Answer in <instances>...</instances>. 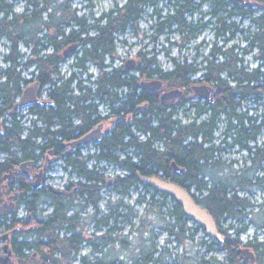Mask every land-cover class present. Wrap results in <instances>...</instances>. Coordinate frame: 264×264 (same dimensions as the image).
<instances>
[{
	"label": "trees",
	"instance_id": "obj_1",
	"mask_svg": "<svg viewBox=\"0 0 264 264\" xmlns=\"http://www.w3.org/2000/svg\"><path fill=\"white\" fill-rule=\"evenodd\" d=\"M69 1L25 0L24 9L17 12L13 10L12 3L0 0V41L4 39L9 43L8 51L2 54L0 52V118H3L0 153L4 154L0 159V177L15 168L21 160L36 158L35 150L40 146L37 138L39 134L51 138V125L55 114L61 118L63 129L70 128L71 122H67L70 113L89 108L90 114H93L99 102L106 104L108 99L112 102L115 100L118 95V91H114L115 87L121 88L122 111H131L137 101L138 109H133L137 117L129 123L123 122L96 144V152L88 154V157L97 159L93 165L87 162L88 157L80 159L79 152L77 156L69 155V164L78 171L79 179L67 182L65 190L57 191L52 186L37 190L22 182L25 191L19 204L24 203L28 211L25 216H17L16 211H11L12 215L8 217L9 212L6 213L0 220V226L16 231L11 239L14 258L18 261H15V264H72L74 259H79L80 264H125L128 258L133 259L131 264H166L162 257L156 254V247L136 253L135 243L130 241L127 235H122V241L115 245L113 243L103 255L94 253L99 251V244L91 240L88 242L93 248L91 253L71 255L72 250L76 252L83 246L85 238L82 231H86L87 224L77 213L68 215L67 210L71 205L76 207L74 202L79 198L84 204L98 208L101 190L107 186L121 197L129 194L132 188H140L141 191L145 190L150 203L157 204L158 209L163 206L168 208L171 221L163 227L178 242L185 243L186 238L193 234L192 232L187 235L188 230L196 231L201 225L192 221L172 195L150 184H144L137 177V172L152 175L169 170L171 161L175 160L184 171L168 177L170 180L185 186L193 194L198 191V199L193 197L205 206L216 220L240 218L239 211L246 205L245 199L229 192L227 178L217 181L208 175L207 170L214 164H222L221 159L215 160L214 152H218L229 142L243 144L249 127L253 137L255 122L251 121L252 116L247 115L241 107L248 104L249 109L253 108L252 96L255 94L258 99L264 93V21L260 25L263 31H257L252 36V43L258 41L262 60L252 69L238 64L236 55L231 51V59L218 64L209 61L206 65L198 66V62L188 61L186 58H174L173 66L163 70L157 62V53L153 50L140 51L143 64L130 69L123 65H113L117 57L116 39L119 35L113 34L109 28L125 27L128 23L137 26L139 19L146 12V7H151L150 17L153 20L150 21L151 25L155 26L156 33H177L181 44H185L198 34V21L188 19L189 14L198 12V3L192 0H126L122 6L115 5L107 16L100 15L93 23L87 25L84 17H79L76 10L69 8ZM160 2H165L167 11H163L162 7L158 8ZM104 17L106 20H103ZM67 26L74 29L66 32ZM91 27L97 28V31L81 33ZM53 28L59 30L52 31ZM75 28H81L82 31H75ZM74 42L79 44L73 52L74 66L77 69L68 77L62 75L64 78L57 85L56 75H60L59 67L64 60L58 56V52ZM20 44L28 49L21 52ZM150 52L152 55L147 56ZM89 63H94L100 70L94 79L88 77L93 83L92 86L82 84L83 80L76 75L78 70L79 73L86 72ZM27 69L31 70L35 80H39L43 87L47 86L48 96L52 102L54 99L55 103L41 107L38 104L32 105L27 108V113L21 114L20 109L14 108V104L23 89L32 82V79L24 76ZM223 70L232 76L231 81L219 76ZM197 73H203L209 83H216L217 80L219 96L216 105L206 107L198 102V97L190 96L192 86L198 84V78L193 77ZM154 77L162 79L166 89L182 88L184 94L177 99L164 100L160 98L159 92L141 86L143 79ZM86 97H91L87 108L82 104ZM95 98L97 102L94 101ZM145 103L147 108L143 110L141 107ZM107 105L110 107L108 102ZM191 108L194 109L191 120L183 122L177 115L178 111L187 113ZM202 111H209L210 114L206 120L198 123V113ZM38 113L46 125L38 128L37 119L31 118L30 121L34 124L24 135L22 118L28 117L27 114ZM27 117L25 119H28ZM257 121V129L264 128V110L257 116ZM221 122L225 125L224 136L221 138L223 144L214 145L215 131L221 127ZM139 133L145 137H139ZM157 140L162 141L161 145L157 144ZM117 149L122 151L124 156L115 153ZM261 154L264 156V148L261 149ZM109 164L124 172L114 177L106 176L99 168ZM41 197L49 200L48 205L52 206L46 216L42 215ZM145 199L144 196L137 200L144 202ZM81 221L84 226L79 230L77 226ZM63 227L67 230L65 235L61 236L57 231ZM69 231L72 232L71 235H67ZM226 239L228 256H223L217 264H235L239 260L236 254L240 253L235 247L240 240L229 238V233H226ZM117 245L122 246L123 250L131 245L134 254L126 258L125 251L119 253L115 249ZM165 249L169 250L166 247ZM229 256L231 258L227 261L226 257ZM0 264H12L4 258L1 246Z\"/></svg>",
	"mask_w": 264,
	"mask_h": 264
},
{
	"label": "flooded vegetation",
	"instance_id": "obj_2",
	"mask_svg": "<svg viewBox=\"0 0 264 264\" xmlns=\"http://www.w3.org/2000/svg\"><path fill=\"white\" fill-rule=\"evenodd\" d=\"M192 1L198 3V12H199L198 36H200L201 39L198 40V58L200 57L198 59V66L206 65L209 63V61H214L216 64H218L220 62L226 61L227 59H231L230 56L231 51H233V53L236 55L238 64L242 66L248 67L249 62L246 59L245 54H249V53L251 54V52H253L257 64L262 62V60L260 59V53H259L260 47L258 46V41L252 43L251 40L255 32L263 31V29L262 30L260 29V25L264 21V0H192ZM124 3L116 4V5L122 6L124 5ZM109 11H104L100 15L102 16L103 14H105V16H107L106 14ZM236 16H239L243 19H249L255 28L253 30L252 29L247 30L244 29V27H239L235 21ZM103 20H106V17H104ZM250 27L251 26H249L248 28ZM73 29L68 28L65 29V31L70 32ZM57 30L59 29L57 28L52 29V31H57ZM109 30L116 36L118 35L120 36L121 34H127L130 32L135 33L137 31V26L134 23L131 24L128 23L125 27L109 28ZM75 31L81 32L82 30L81 28H75ZM86 31L96 32L97 28L91 27L88 28L87 30H84V32L81 33H85ZM235 39L236 41H234ZM228 43H231L229 47H227ZM67 46L59 50L58 56H60V54L64 51V49ZM207 48H209V54H204L203 51ZM73 52H75V49L68 55H64L63 57L60 58L64 59L63 60L64 62L69 56H74ZM116 56H118L117 53ZM174 58L175 57L172 58V61ZM129 59L135 60L136 65H138L140 61L138 54L137 55L131 54L123 58L122 61L124 62L123 65L124 67L126 66L127 60ZM61 65L59 67L61 73L60 75H56L57 85L64 78L62 77L64 73L61 71ZM219 76H221L223 79H227V81H231L232 79L231 78L232 76H230L226 70L221 71ZM262 83H264V81H262ZM202 84L212 85L214 87V92L212 93L211 99L198 96V102H200L201 105H204L206 107L212 104L216 105L219 96V87L217 85V80L216 83L214 81H211L209 83V80H207L204 74L199 73L198 85H202ZM42 90H43V86L42 88H40L39 92L41 93ZM120 90H121L120 87H115L114 91H118V95L116 96L115 100L113 102L111 101V99L107 100V102L110 105L108 112L100 111L99 107L97 106L95 112H93V114H90L87 105H89L91 97H86L85 98L86 100L84 99L85 101L82 102V104H84V106L87 109L84 111H79V110L77 112L74 111L70 113V116L67 117V122L69 121L71 122L69 126L70 128L63 129L61 118L56 114L54 115L55 117L53 118L51 125V129L53 130L51 138L44 137L41 134H39L37 138L40 146L37 147L35 150L36 158L21 160L16 165L15 168L7 171L6 173L10 171H14V176L11 182L9 181L10 180L9 177L5 176L6 173L1 175L0 188L2 191V195L0 196V205L4 203L6 204L12 203V207L5 209V211L0 216V220L3 219L4 218L3 216L8 212H9L8 217L12 215L11 211L19 212L20 211L19 209L21 207L25 209V214L17 215V216L26 215V212L28 211L27 206L24 203L19 204L20 198L23 196L22 194L25 191L22 188V182H26L30 184V186L32 187V181L36 178L37 173L42 171L41 185L38 188L32 187L33 189L41 190L44 187L51 186L48 183V180L52 176L53 178L57 179L58 182L64 179L65 178L64 174L66 173L65 172L66 170L69 171L67 175L74 173L77 175L78 171L74 170L72 164L71 165L69 164L70 154L73 156L74 155L77 156V153L79 152V154L81 155L80 159L87 158L88 154H84V149H88L91 145L95 147L99 141L105 139V137L108 134H110L112 131L117 129L120 126V124H122L123 122L129 123L133 121L134 117H137L136 112L133 111V109L134 110L138 109L137 101H135L136 105L134 108H132L131 111L124 112L121 110L122 98H120L121 96ZM201 90L202 89H200V91ZM159 95L161 98V92H159ZM252 97H253L252 99L254 100L253 101L254 104H253V108L249 110H252L254 112L252 113L249 112V110H247L246 113L247 115L252 116L251 121L255 122L253 137L250 134L252 131L249 127L246 133L247 138L243 141V144L239 142H229L225 147H222L221 149L222 151L228 150L229 153L232 152L235 155L234 157L229 158L231 162L230 167L224 168L222 171L219 172V175L211 176L214 177L217 181L219 179L221 180L223 178H227V182L229 183L228 185L229 192L231 194L236 193L242 196L245 199L246 205L244 206V208H241V210L239 211L240 218L237 219L236 224L231 222L225 225V222L230 218L228 219L220 218L216 220V218L213 216L219 232L224 234L223 240H218L217 238L214 237L208 238L207 236H205L204 228L201 227L200 229H198V231H203V235L199 237V247L201 250L199 252L200 257L198 264H217L218 260H220V258L218 257L219 254H223V256H228L229 247L226 246V240H227L226 233H229V238L240 240V243L235 247V249L240 253V254H236L239 260H237L235 264H250V258H246L244 256V254L241 251V247H248L255 253V260L253 264H264V218L261 219L262 220L261 222H257L254 219L255 210H264V200L261 201V198L264 196V156L261 154V149L264 148V128L257 129V124L259 123V121H257V116L261 114V109L258 110L256 108L257 104L259 106L262 105V97L260 96L257 99L255 94ZM54 103L55 101L53 99L52 104ZM38 105L40 107L43 106L40 104ZM146 108H147V104L141 107V109L143 110ZM209 111H202L198 113V123L201 122L202 120H206L209 117L210 114ZM39 114L40 113L36 114L37 122H38V123L36 122L37 123L36 125L38 126V128H43L46 125V122ZM97 128H99V131L97 133H100L99 140L97 141L89 140L84 143H80L76 146H72V142L80 140L89 132L96 130ZM25 130L28 129L25 128ZM0 131L1 132L3 131V118H0ZM25 134H27V132L24 133V135ZM212 142L213 141H211V143ZM161 143H162L161 140H157V144L161 145ZM115 153L122 154L123 152L117 149L115 150ZM214 153H215L214 158L216 161L218 159H222L219 157V155L216 152ZM241 154H242L241 156L242 159L238 157V155L240 156ZM122 155L124 156V154ZM91 158L88 157L87 162ZM28 161H33V163L26 164L25 167L28 168V172H26L21 167V164ZM241 161H243L244 164L240 169L236 170L235 168L232 167L233 164H236ZM211 168L217 169L219 168V166L218 164H214ZM53 170H55L54 171L55 173H51ZM182 172L173 171L170 168L169 170L159 171L157 172V174L162 176L163 178L169 179L168 177H173L172 175L179 174ZM54 189H56L57 191L59 190L63 191L65 190V184L60 186V184L58 183L57 187ZM191 194L196 199H198V191L195 192L194 194L193 193ZM42 198L43 197H41V199ZM48 201L49 200H47L46 198H43L42 201L40 202V207L42 208L43 216H46L50 211L46 209V207L47 208L49 207L47 203ZM76 210H79L78 206L75 207V205H71L67 210V214L73 215L75 214ZM93 210L95 213L93 215V220H92L93 221L92 233H90L88 237L87 232L82 231L83 237L85 238L82 244H87L90 240L93 243H98L99 246L97 248L99 249V251H95L94 253L103 255L109 250V248L113 245V243L115 245L116 243H119V241L121 242L123 239V236L118 233L122 231L123 227L120 225L119 218H116V216L119 217L122 216L123 214H121L118 208H111L109 209V213H105L103 215H101L100 209L94 207ZM123 216H126L128 219L129 218L128 212L125 213ZM242 216L245 217L248 216L249 220L242 218ZM238 223H240V225H238ZM83 226L84 223L81 221V224L77 226V229L81 230ZM250 226H254V229L258 231H253V233L248 237V239L242 240L241 234L243 233L247 234V231L249 230ZM2 228L3 231L0 234V246L3 249V245L6 242H9V247L11 248L12 235L16 233V231L14 229L11 230L5 229L4 226H2ZM85 228L87 229L86 226ZM235 228L236 231L231 233L230 230H235ZM66 230L67 229L63 227L60 231L58 229L57 232L61 236H64ZM135 232L136 230L132 229V233ZM258 232H261L263 234L261 239H259L258 237L259 236ZM5 233H8L7 238H1V236ZM71 234H72L71 231L67 233V235H71ZM115 249L119 251V253H123L125 251L126 258L134 254L131 245L129 247H126L125 250H123V247L119 245H117ZM81 251H82V247L76 252L72 250L71 255L76 254L77 256H80ZM91 251H93V248ZM4 252L5 251L3 249V256L6 259ZM89 253H82V254L84 255ZM11 254L14 255L13 250ZM59 254L61 255V251L59 252ZM156 254H159V252H157ZM9 258L10 257L7 258V261L10 260ZM230 258L231 256L226 257V260L229 261Z\"/></svg>",
	"mask_w": 264,
	"mask_h": 264
},
{
	"label": "rangeland",
	"instance_id": "obj_3",
	"mask_svg": "<svg viewBox=\"0 0 264 264\" xmlns=\"http://www.w3.org/2000/svg\"><path fill=\"white\" fill-rule=\"evenodd\" d=\"M8 2L13 4V10L20 12L25 7V0H7ZM125 0H70L69 8L71 10H76V14L79 17H84L86 19V24H90L94 22V19L98 17L102 12L109 11L112 9L116 4H123ZM162 7L163 11H167L168 8L165 5V2H160L158 8L160 9ZM152 8L146 7V12L143 14L142 18L139 19L137 24V31L135 33H127V34H121L118 36V39L116 40V47H117V58L114 61V66L118 65H124V62L122 61L124 57L129 56L131 54L133 55H139V63L143 64L142 56L140 55V51L142 52H148L151 50H155L157 53V62L160 65V67L163 70H168L173 66L172 58L175 57L179 60L187 59L188 61H196L198 62V40L201 39L200 36H197L189 40L185 44H181L180 36L179 34L175 33H165V34H157L155 30V26L151 25V19L150 12ZM198 15L199 12H194L193 15H188V19H192L195 21H198ZM236 24L239 27H244V29L250 30L254 29L255 27L252 25L251 21L249 19H243L239 16L235 17ZM72 27H76L74 24H71ZM251 26L250 28H248ZM33 27V26H32ZM71 28L70 26H67L66 29ZM236 41V39L234 40ZM233 41V42H234ZM179 43V44H178ZM232 43V42H231ZM231 43H228L227 47L231 45ZM128 44V47H127ZM8 45L9 43L1 39L0 41V52L1 54L3 52L8 51ZM79 45V44H78ZM210 46V45H209ZM208 46V47H209ZM210 48V47H209ZM209 48L205 49L203 51L204 54H209ZM20 51H25L28 48L25 47L23 44H20ZM152 52L148 53L147 56L152 55ZM246 59L249 62L248 67L250 69L254 68L257 65V61L254 58L253 52L251 54H245ZM3 65H5L3 62H1ZM74 63L75 58L74 56H69L61 65V71L68 77L74 72ZM137 65V66H138ZM99 68L94 63H89V69L86 72L79 73L76 72V75L81 78L82 84L92 86L93 83L88 80L94 79L98 73ZM133 72H135L133 70ZM91 74V75H90ZM199 73L195 74L193 77L198 78ZM24 76L28 79H32V82L28 83H34L35 77L34 74L31 73V70L27 69L24 71ZM89 77V78H88ZM193 90L189 93L190 96L192 95ZM41 96L44 98H49L48 96V89L43 87V90L41 92ZM193 96V95H192ZM94 101H98L97 98L94 99ZM254 103L252 102V105ZM100 111L105 112L108 111L104 108L102 102H99L98 105ZM255 107V106H254ZM261 107V108H260ZM243 111L249 110L248 104L241 107ZM256 108L258 110L261 109V111L264 110V93H262V105L259 106L256 105ZM193 110H189L187 113L180 110L178 111V117L181 118L183 122H189L193 116ZM249 112H254L252 110H249ZM20 113H27V108L20 109ZM28 118L30 119L31 115L27 114ZM27 117V116H26ZM26 117L22 118L23 125H32V121H29V119H25ZM223 117V116H221ZM220 128H218L215 131V139H214V145L223 144L221 141V138L224 136L223 130L225 128V125L223 122L220 123ZM27 130H24V133H26ZM139 137L144 138L145 135L142 133L138 134ZM229 141H232L229 139ZM94 146H90L88 149H84V154H87L89 152H93ZM220 158H222V164L217 169L209 168L207 170L208 175L210 176H216L219 175V172L222 171L224 168L230 167V159L234 157V153H229V151H221L219 150L216 152ZM242 154L238 157L242 159ZM4 157L3 153H0V159ZM90 159L88 163L91 165L94 160ZM244 162H238L236 164H233V168L240 169L243 166ZM93 165V164H92ZM100 171H103L104 174L108 177H114L115 175L119 173H123L124 170L117 168L111 164L100 167ZM55 170H53L51 173H55ZM66 173L65 178L62 179L60 182H58L57 179L53 178V176L48 180V183L56 188L57 184L59 183L60 186L63 184H66L69 181H77L78 176L74 174L67 175L69 173L68 170L65 171ZM53 175V174H52ZM55 177V176H54ZM101 198L98 203V209L101 211V215L105 213H109V209L117 207L121 214H125L128 212L129 218L127 219L126 216H119L120 225L123 227L121 232H118L121 235H127L128 239L135 243L134 245V251L136 253H140L142 251H148L152 249L153 247H156L157 252H159V255L162 257V259L166 262V264H198V256L200 252L199 247V237L203 235V231H193V229H189L187 232V235L193 232L192 236L186 238V242H178L173 236L169 235L167 230L164 229V225L168 224L169 221H171L169 215H168V208L166 206H163V208L158 209L157 204L150 203L151 200L149 199V195L145 192V190H140L136 188H132V190L129 192V194L121 197L116 191L111 190L110 186H107L106 188H103L101 190ZM146 197L144 202H138L139 197ZM264 200V196L261 198V201ZM48 203V202H47ZM77 204L79 210H76L75 213H78V215L82 218L83 222L85 221L87 224V236L92 233L93 229V215H94V206L93 205H86L84 204V201L82 199H78L74 202ZM44 205V204H43ZM48 210H51V206L47 208ZM20 211L17 212V215H24L25 209L21 207L19 209ZM261 211V212H260ZM155 217V218H154ZM242 218H245L246 220H249L248 216H242ZM264 218V210H255L254 211V219L257 222H261ZM155 219V220H154ZM124 221V222H122ZM237 223V219L230 218L225 222V225L229 223ZM192 225V222L189 223ZM131 225V226H130ZM240 225V223H238ZM237 228V225H236ZM235 230H230V232H234ZM132 229L136 230V233H132ZM253 231H258L254 229V226H250L249 230L247 231V234H241L242 240L248 239V237L253 233ZM63 232V231H62ZM258 237L261 239L262 233L258 232ZM89 237V236H88ZM141 243V244H140ZM138 244V245H137ZM155 244V245H154ZM168 248L169 250L165 249ZM92 250V246L87 243L83 244L82 253H89ZM5 254V252H4ZM100 255V254H98ZM9 262L12 264H15L18 262L16 258H14V255H9ZM113 257V256H112ZM220 259L223 257V254H219L218 256ZM133 259H126L125 264H131ZM16 261V262H15ZM176 261V262H175ZM72 264H80L79 259H74Z\"/></svg>",
	"mask_w": 264,
	"mask_h": 264
},
{
	"label": "water",
	"instance_id": "obj_4",
	"mask_svg": "<svg viewBox=\"0 0 264 264\" xmlns=\"http://www.w3.org/2000/svg\"><path fill=\"white\" fill-rule=\"evenodd\" d=\"M77 46H78L77 42L70 44L68 47L64 49L63 53H61L60 56L68 55L71 51L76 49ZM135 65H136L135 60L129 59L126 62V68L134 67ZM140 84L142 87L150 91L162 90L161 98L166 99V100L180 97L184 93V90L182 88H171V89L164 90L163 89L164 82L160 78L143 79ZM41 85H42L41 82L39 80H36L35 83L29 84L28 86H26L23 89L20 97L14 104V108L18 109L21 107H26V106L34 105V104L46 105V104L51 103V101L42 100L39 97L38 93H39V88L41 87ZM192 88L194 89L195 96H202L208 99L212 98V93L214 92V87L212 85L194 84ZM200 89L202 90L200 91ZM145 105L146 104H144L143 106ZM98 131H99V128L89 132L87 135H85L80 140L72 142V146H76L80 143H84L89 140H98L100 138V133H97ZM32 163L33 161L24 162L21 164V167L23 168L24 171L28 172V168L25 166L26 164H32ZM170 168L173 171H178V172H182L184 169L175 160L171 161ZM5 176L9 177L10 179L9 181L11 182L14 176V171H10L6 173ZM137 177L144 184H150L154 188H157L161 191H166L170 195H172L181 204L184 211L195 222H197L199 225H201L204 228L207 235L217 238L218 240L224 239V234L219 232L216 226V222L212 214L210 213V211L206 207L199 204L185 186L175 181L163 178L162 176L157 175V174L143 175L140 172H137ZM41 179H42V171L37 173L36 178L32 181V187L38 188L41 185ZM11 207H12V203L11 204L4 203L0 205V216L5 211V209L11 208ZM7 236H8V233H5L1 236V238H7ZM3 249L5 251V257L7 261V258L12 253V249L9 247V242H6L3 245ZM241 251L246 258H250V264H253L255 260V253L248 247H241Z\"/></svg>",
	"mask_w": 264,
	"mask_h": 264
},
{
	"label": "bare ground",
	"instance_id": "obj_5",
	"mask_svg": "<svg viewBox=\"0 0 264 264\" xmlns=\"http://www.w3.org/2000/svg\"><path fill=\"white\" fill-rule=\"evenodd\" d=\"M44 87L47 88V86H44ZM40 88H42V85H41ZM40 88H39V90H40ZM47 89H48V88H47ZM41 92H42V91H41ZM39 97H40L42 100H49V101H51L50 98H44V97H42L40 92H39ZM51 103H52V101H51ZM51 103H49V104H51ZM46 105H48V104H46Z\"/></svg>",
	"mask_w": 264,
	"mask_h": 264
}]
</instances>
